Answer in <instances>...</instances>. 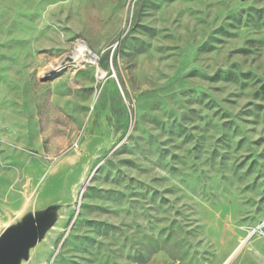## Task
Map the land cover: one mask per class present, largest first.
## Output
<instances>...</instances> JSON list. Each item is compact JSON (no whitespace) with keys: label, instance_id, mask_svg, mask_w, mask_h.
I'll return each mask as SVG.
<instances>
[{"label":"rangeland","instance_id":"1","mask_svg":"<svg viewBox=\"0 0 264 264\" xmlns=\"http://www.w3.org/2000/svg\"><path fill=\"white\" fill-rule=\"evenodd\" d=\"M60 202L21 264H264V0H0V232Z\"/></svg>","mask_w":264,"mask_h":264},{"label":"water","instance_id":"2","mask_svg":"<svg viewBox=\"0 0 264 264\" xmlns=\"http://www.w3.org/2000/svg\"><path fill=\"white\" fill-rule=\"evenodd\" d=\"M81 44L86 46L84 42ZM92 56L95 58L93 53ZM71 60L72 56L63 57V61ZM67 205L69 204L60 202V204L51 203L37 208V204H34L31 209L8 224L0 232V264H21L28 260L32 248L44 240L43 238L53 228L61 211Z\"/></svg>","mask_w":264,"mask_h":264},{"label":"bare ground","instance_id":"3","mask_svg":"<svg viewBox=\"0 0 264 264\" xmlns=\"http://www.w3.org/2000/svg\"><path fill=\"white\" fill-rule=\"evenodd\" d=\"M78 44H79V46H78L76 52H74L71 55L72 58H74L76 61H79V62H81L82 60H86V57L93 58L92 54L88 50L89 49L88 46H85V45L81 44L80 42ZM85 53H88V56H86Z\"/></svg>","mask_w":264,"mask_h":264}]
</instances>
